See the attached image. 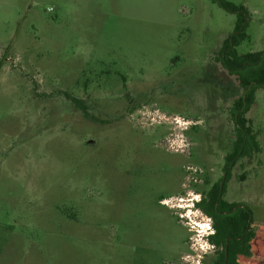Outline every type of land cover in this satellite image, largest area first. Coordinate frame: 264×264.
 <instances>
[{
	"label": "rangeland",
	"instance_id": "1",
	"mask_svg": "<svg viewBox=\"0 0 264 264\" xmlns=\"http://www.w3.org/2000/svg\"><path fill=\"white\" fill-rule=\"evenodd\" d=\"M228 1L250 13L238 52L263 51L264 0ZM236 20L215 0H0V264H214L195 203L236 139ZM246 116L257 147L224 197L264 232V87Z\"/></svg>",
	"mask_w": 264,
	"mask_h": 264
},
{
	"label": "trees",
	"instance_id": "2",
	"mask_svg": "<svg viewBox=\"0 0 264 264\" xmlns=\"http://www.w3.org/2000/svg\"><path fill=\"white\" fill-rule=\"evenodd\" d=\"M215 1L237 15L235 29L224 40L218 60L229 74L235 76L243 92L231 108L236 139L232 150L225 156L227 174L204 192L195 205L212 220L213 232L207 240L214 246V264H264V232L252 228L250 208L224 197L230 167L240 158L251 155L252 147H257L251 119L246 115L255 103L256 92L264 87V50L238 52L237 47L247 38L249 10L243 4L237 5L228 0ZM66 95L76 100L70 94Z\"/></svg>",
	"mask_w": 264,
	"mask_h": 264
},
{
	"label": "flooded vegetation",
	"instance_id": "3",
	"mask_svg": "<svg viewBox=\"0 0 264 264\" xmlns=\"http://www.w3.org/2000/svg\"><path fill=\"white\" fill-rule=\"evenodd\" d=\"M235 164V163H234ZM234 164L230 167V171H231V168L234 166ZM226 165V164H225ZM226 174H227V171H226V169H225V175L224 176H226ZM161 203H163V204H165L166 202H165V198H161ZM166 205V204H165ZM213 232V231H212ZM213 246V245H212ZM213 248H214V246H213Z\"/></svg>",
	"mask_w": 264,
	"mask_h": 264
},
{
	"label": "built area",
	"instance_id": "4",
	"mask_svg": "<svg viewBox=\"0 0 264 264\" xmlns=\"http://www.w3.org/2000/svg\"><path fill=\"white\" fill-rule=\"evenodd\" d=\"M52 9H53L52 7L49 8V10H52ZM165 202H166V201H165ZM166 203H167V202H166Z\"/></svg>",
	"mask_w": 264,
	"mask_h": 264
}]
</instances>
